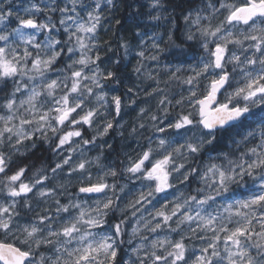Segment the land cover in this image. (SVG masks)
I'll return each instance as SVG.
<instances>
[{
	"label": "clouds",
	"instance_id": "clouds-1",
	"mask_svg": "<svg viewBox=\"0 0 264 264\" xmlns=\"http://www.w3.org/2000/svg\"><path fill=\"white\" fill-rule=\"evenodd\" d=\"M249 7L2 0L0 245L21 264H264V10L229 20Z\"/></svg>",
	"mask_w": 264,
	"mask_h": 264
},
{
	"label": "snow or ice",
	"instance_id": "snow-or-ice-1",
	"mask_svg": "<svg viewBox=\"0 0 264 264\" xmlns=\"http://www.w3.org/2000/svg\"><path fill=\"white\" fill-rule=\"evenodd\" d=\"M257 9L260 10H264V0H259V4L256 3V0H251V7L249 8H243V9H237L236 13H233L230 17L229 20L231 21L232 19H235L237 17V13L239 12H244V11H255ZM89 16H91V14H89ZM21 24L26 26V27H30V28H35L37 26L36 22L34 20L31 19H25L21 21ZM94 26H86V25H80L77 29V31L80 32H93ZM81 46H83V40L80 41ZM222 50L218 47L216 49V53H220ZM3 50L0 49V55H2ZM84 60H81V63H84ZM220 66L219 63V59L217 61V67ZM0 67L4 68L5 73L9 72V71H15L14 68H9L6 62H0ZM74 76H80L79 72H75ZM106 79H111V74H109ZM248 87L251 89L253 88V84H249ZM75 90V89H73ZM243 91V90H241ZM257 94H264V85H261V87L259 89H256L254 91H251L249 93L250 96H255ZM210 96L212 95L211 93L209 94ZM208 98L205 99V101H200L201 104H205L206 100ZM226 107V106H225ZM207 111V109H203L202 110V115L204 114V112ZM217 111H221V110H217ZM248 109H243V113H247ZM214 113H209V116H214ZM241 115V110L240 109H235L233 113L229 114V118L233 117V116H239ZM85 120H87V117H84ZM215 122H219V123H224V119L220 118V117H215ZM206 126L211 127V124L207 122L206 120ZM13 179H17V177H13ZM82 191H89L90 189H81ZM259 200H264V196H261L258 198ZM241 235H243L244 233L241 232ZM235 235V233L233 234ZM229 240L232 239V237H228ZM7 251V256L5 255V252ZM26 255V254H20V256H17L15 254V250H12L10 248H7V246L4 245H0V261H4V264H21V256ZM8 257H11V259H9ZM87 257H83V259H86Z\"/></svg>",
	"mask_w": 264,
	"mask_h": 264
},
{
	"label": "rangeland",
	"instance_id": "rangeland-1",
	"mask_svg": "<svg viewBox=\"0 0 264 264\" xmlns=\"http://www.w3.org/2000/svg\"><path fill=\"white\" fill-rule=\"evenodd\" d=\"M0 2H2V0H0ZM124 13V16H126L128 13L127 11L122 12V14ZM121 23H123V20H121ZM13 24H15V22L13 21ZM116 27H119V25H116Z\"/></svg>",
	"mask_w": 264,
	"mask_h": 264
},
{
	"label": "trees",
	"instance_id": "trees-1",
	"mask_svg": "<svg viewBox=\"0 0 264 264\" xmlns=\"http://www.w3.org/2000/svg\"><path fill=\"white\" fill-rule=\"evenodd\" d=\"M122 12H124V11H122ZM122 12H121V16H124V13L122 14Z\"/></svg>",
	"mask_w": 264,
	"mask_h": 264
}]
</instances>
